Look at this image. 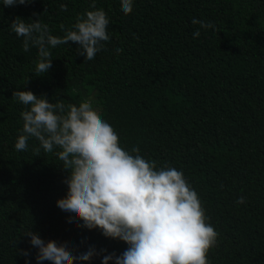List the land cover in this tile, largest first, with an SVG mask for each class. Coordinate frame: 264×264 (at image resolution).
Masks as SVG:
<instances>
[{
  "label": "trees",
  "instance_id": "16d2710c",
  "mask_svg": "<svg viewBox=\"0 0 264 264\" xmlns=\"http://www.w3.org/2000/svg\"><path fill=\"white\" fill-rule=\"evenodd\" d=\"M90 2L4 7L0 0V264H26L21 249L37 264V249L23 235L28 229L78 252L94 245L119 255L128 247L68 222L70 213L55 203L67 190L55 152L35 156L34 138L26 151L15 150L25 109L12 98L16 90L43 93L53 103L92 97L122 148L138 146L158 167L182 170L218 232L210 264H264V0H133L127 15L121 0H96L109 18L104 48L89 61L75 43L59 45L51 50L52 67L36 76L37 50H23L11 21L41 13L51 34L63 35L61 25L71 27ZM193 18L214 28L193 25ZM241 196L246 202L238 204Z\"/></svg>",
  "mask_w": 264,
  "mask_h": 264
},
{
  "label": "clouds",
  "instance_id": "9594fccd",
  "mask_svg": "<svg viewBox=\"0 0 264 264\" xmlns=\"http://www.w3.org/2000/svg\"><path fill=\"white\" fill-rule=\"evenodd\" d=\"M32 2L2 0L4 7ZM121 6L125 15L130 14L133 0H121ZM89 9L78 15L71 27L61 25L63 35L51 34L48 24L39 19L41 13H33L37 18L30 22L18 16L11 21V30L23 37V50H37L36 76L52 67L51 50L59 45L75 43L77 54L89 61L104 48V42L110 39L109 18L96 7V0H91ZM60 10L67 11V3H61ZM192 24L214 28L212 22L196 18ZM199 36L197 29L193 38ZM115 51L120 53L122 49ZM12 98L25 106L20 113L23 123L15 150L26 151L29 139L34 138L39 142L33 149L35 156L41 149L46 154L55 152L62 162L60 167L67 172L63 179L66 193L55 203L61 211L70 213L68 222H82L76 226L99 229L104 237L128 245L119 255L104 248L97 250L94 245L78 252L76 246L45 241L28 229L23 235L37 249V264H79L96 256L102 257L101 264H210L208 252L216 246L218 232L207 222L200 197L182 170L167 163L158 167L156 161L140 155L138 146L130 151L122 148L119 135L102 118L90 96L78 104H65L62 100L50 102L43 93L37 96L31 90H16ZM236 202L245 203V197ZM19 254L30 264L29 251L21 249Z\"/></svg>",
  "mask_w": 264,
  "mask_h": 264
}]
</instances>
